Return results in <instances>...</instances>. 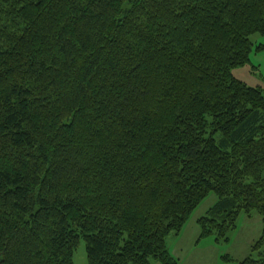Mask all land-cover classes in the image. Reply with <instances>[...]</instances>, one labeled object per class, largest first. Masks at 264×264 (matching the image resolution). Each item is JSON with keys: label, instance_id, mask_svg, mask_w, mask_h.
Returning <instances> with one entry per match:
<instances>
[{"label": "trees", "instance_id": "16d2710c", "mask_svg": "<svg viewBox=\"0 0 264 264\" xmlns=\"http://www.w3.org/2000/svg\"><path fill=\"white\" fill-rule=\"evenodd\" d=\"M256 33L264 0H0V264H178L211 193L199 241L256 212L264 264Z\"/></svg>", "mask_w": 264, "mask_h": 264}, {"label": "rangeland", "instance_id": "374dc122", "mask_svg": "<svg viewBox=\"0 0 264 264\" xmlns=\"http://www.w3.org/2000/svg\"><path fill=\"white\" fill-rule=\"evenodd\" d=\"M251 39L254 45L250 63L235 68L233 74L250 87L264 88V35L256 33ZM217 200V195L211 193L197 207L182 230L180 241L177 242L180 235L171 234L168 237L170 252L178 260V264H238L250 254L258 256V252L254 251L253 247L262 235L263 223L262 217L256 212H253L251 216L246 214L240 216L238 227L230 234L229 242L217 243L215 237H209L202 239L201 243L196 245V239L200 233L197 220L205 216ZM73 260L74 264H89L84 238H81L74 251ZM153 263L160 264L155 260Z\"/></svg>", "mask_w": 264, "mask_h": 264}, {"label": "crops", "instance_id": "0c3cea01", "mask_svg": "<svg viewBox=\"0 0 264 264\" xmlns=\"http://www.w3.org/2000/svg\"><path fill=\"white\" fill-rule=\"evenodd\" d=\"M197 223H198V220H197ZM184 228H185V227H184ZM184 228H183V229H184ZM199 229H200V228H199ZM199 235H200V233L198 234V238L196 239V245L200 244L201 241H202V240L199 241ZM181 238H182V231H181V233H180V236H178V240H177V242L180 241ZM177 242H176V243H177ZM174 250H175V249H174ZM173 254H174V253H173ZM173 256H174V255H173Z\"/></svg>", "mask_w": 264, "mask_h": 264}]
</instances>
